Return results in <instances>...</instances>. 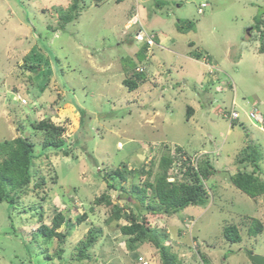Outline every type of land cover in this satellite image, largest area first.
Returning a JSON list of instances; mask_svg holds the SVG:
<instances>
[{
	"label": "rangeland",
	"instance_id": "374dc122",
	"mask_svg": "<svg viewBox=\"0 0 264 264\" xmlns=\"http://www.w3.org/2000/svg\"><path fill=\"white\" fill-rule=\"evenodd\" d=\"M157 1L85 0L79 18L61 27L60 10L72 0H0V140L22 135L33 143L37 169L47 179L43 222L52 225L59 211L73 218L58 229L67 234L64 243L54 238L41 252L28 254L25 244L38 219L22 216L12 224L8 204L0 203V264H161L150 242L130 252L118 222H107L110 206L95 199L109 193L115 202L134 207L122 191L130 189L131 179L110 190L102 172L124 164L137 171L149 166L166 150L159 149L163 143L200 158L208 153L216 167L203 180L211 192L206 205L152 219L153 226L167 233L166 243L183 264H203L201 255L212 264H255L248 251L264 255V229L257 236L249 234L253 219L264 224V195L255 199L231 181L239 169L252 170L238 162L249 143L263 152L264 180V129L249 115L256 110L264 118V52L259 51L264 43V0H163L162 6ZM203 3L207 6H202V14L198 8ZM137 14L147 30L176 39L173 51L206 50L219 68V81L202 86L198 70L203 67L197 63L195 73L177 74L170 64L180 66L185 59L166 49L154 47L151 62L138 61L133 38L139 25L130 23ZM186 19L196 23L195 29L179 32L176 24ZM207 53L203 64L209 71L213 65L204 59ZM30 65L37 69L30 70ZM146 65L149 78L130 91L123 83L127 73ZM171 78L180 79V88L190 86L192 98L202 107L195 116L188 118L191 102L182 90L172 88ZM222 85L226 89L220 90ZM234 98L241 114L236 124L223 115ZM48 118L65 128L69 156L54 150L42 154L44 134L33 122ZM42 192L31 188L25 202L40 200ZM84 212L86 219L79 221ZM228 225L238 227L240 242L225 237ZM92 226L101 227L103 234L90 248V258L77 259L79 241Z\"/></svg>",
	"mask_w": 264,
	"mask_h": 264
},
{
	"label": "trees",
	"instance_id": "16d2710c",
	"mask_svg": "<svg viewBox=\"0 0 264 264\" xmlns=\"http://www.w3.org/2000/svg\"><path fill=\"white\" fill-rule=\"evenodd\" d=\"M85 0H72V3L67 9H61L59 14V25L64 27L67 23L76 20L80 16V3ZM162 6L165 2L159 0L156 2ZM201 7V6H200ZM199 7V8H200ZM206 7V6H205ZM198 8V12H199ZM205 10L203 8L202 12ZM256 27L260 31L261 20L258 19ZM179 32H189L196 27L193 20H179L176 24ZM149 31V30H148ZM155 32V31H149ZM261 39H264V33L261 32ZM156 44L149 48L145 41L136 51L138 61L149 62L150 53L156 47L158 41V33L155 32ZM193 44V42L191 43ZM260 52H264V43L259 48ZM193 57L201 59L204 53L200 50L192 51ZM207 57L209 55L207 54ZM211 60V59H210ZM30 70L37 69L36 66L30 65ZM126 69V68H125ZM128 72L129 69H126ZM146 70L144 68L127 73L123 83L130 91L136 90L147 80ZM81 111V126L83 125V113ZM188 118L193 114L194 108L188 106ZM33 126L38 131H43L44 138L42 142V154L49 155L50 150L56 152L61 151L65 156L71 154V150L67 147V141L64 137L65 128L52 122L49 118L38 122H33ZM76 137L78 135H75ZM76 143V141H75ZM160 150L165 147L159 158L155 156L150 160L149 166L141 165L140 170L128 168L126 164L113 170H103L102 175L107 182L108 189L115 190L118 188L120 181L127 182L131 179V187L127 190L122 187L124 194H127L135 206L128 204L121 205L115 202L109 193H103L95 199V203H105L111 208V214L107 222L117 221L120 231L126 236V246L132 253H137L140 246L144 243H152L158 250L161 264H183L178 253L174 252L169 244L167 233L161 232L156 226H153L152 219L155 216L174 215L178 214L187 207L206 205L211 192L203 182L215 173L216 167L211 162L210 158L204 157L198 164V170L193 166H187V161L182 159V155H187L190 158V153L187 149L181 146L159 144ZM175 151V153L173 152ZM238 162L245 166H251L252 170L239 169L231 175L232 183L240 190L244 191L253 198L264 195V180L260 177L261 166L260 162L263 159V152L259 145L247 144L241 151ZM41 155V154H39ZM37 156L34 154L33 143L26 137L19 135L13 139L5 138L0 140V203L6 202L8 220L12 224L17 222L15 218L22 216L37 218L39 226L33 232L31 231L30 242L25 244V251L28 254L35 253L44 248V245L50 244L54 238H58L60 244L64 243L67 234L58 229L65 223L72 221L73 218L66 217V212L59 211L52 219V225L43 222L44 204L46 199L44 188L47 184V179L44 174H41L36 166ZM180 164V172L173 173L174 169ZM178 164V165H176ZM187 169L183 171V168ZM156 167V170H155ZM174 168V169H173ZM141 178L136 180V175ZM54 179H58L59 174L56 173ZM175 175V180L171 181L169 176ZM58 182V180H57ZM42 190L40 200L31 199L29 204L25 202V196L29 195L30 189ZM39 193V191H38ZM87 213L84 212L78 215L79 221H84ZM124 220V222H120ZM15 222V223H14ZM16 229L17 227L14 226ZM264 229V224L258 219H253L249 227V234L257 236ZM103 234L101 227L92 226L85 238L79 241L77 246V259L90 258V248H92ZM225 237L232 242H240L242 236L239 233L236 225H228L224 229ZM41 252V251H40ZM46 252V250H45ZM63 252L60 247L56 252L58 255ZM46 256L48 257L47 253ZM203 264H210L211 260L206 255H201ZM141 262V260H139ZM145 261V260H144ZM143 261V262H144ZM142 263V262H141ZM212 264V263H211Z\"/></svg>",
	"mask_w": 264,
	"mask_h": 264
},
{
	"label": "crops",
	"instance_id": "0c3cea01",
	"mask_svg": "<svg viewBox=\"0 0 264 264\" xmlns=\"http://www.w3.org/2000/svg\"><path fill=\"white\" fill-rule=\"evenodd\" d=\"M133 42H137V41H134V38H133ZM137 50L140 48V46H141V44L139 43V42H137ZM176 44V39L174 38V37H172V36H170V35H167V34H165V33H163L162 31L161 32H158V41H157V45H156V47L155 48H160V49H166V50H169V51H171V52H175V51H173L172 49H171V45H175ZM201 52H203V53H207V51L206 50H200ZM181 59L182 58H184L185 60H184V62H182L181 64H180V66H179V64L177 63V65L175 66V67H173L171 64H170V67H172V68H174V70L177 72V74H179V75H182V74H193V73H195L196 71H197V67H196V63L197 64H200L202 67H203V69H199L198 71L200 72V73H202V80H201V82L202 83H204V84H207V83H210V81H212V80H215L216 79V75H212V74H210V72L207 70L208 69V67H206L203 63V57L201 58V59H197L196 57H193V55H192V51L190 52V53H186V54H184V53H178V52H175ZM208 55H209V58L211 59V56H210V54L209 53H207ZM153 56H154V54L152 55V58H153ZM155 57V56H154ZM205 57H207V56H205ZM211 61H212V59H211ZM149 62H151V60L149 61ZM148 62V63H149ZM213 62V61H212ZM215 62V61H214ZM213 62V63H214ZM145 72L147 73L148 72V75L146 74V76L149 78V69H148V66L146 65L145 66ZM154 71H158L160 74H162L163 72L160 70V69H158V68H156ZM168 72H169V74L170 73H172V69H168ZM182 73V74H181ZM171 82L169 81V83H171V85H172V88L173 89H180V90H182V93L186 96V97H188V98H185V99H187V100H189L190 102H191V104L189 105V106H192L193 108H194V112H193V115L192 116H195L196 115V113L197 112H199L200 111V109L202 108L201 106H200V102L199 101H196L194 98H192L193 96H192V93H191V91H190V86H187V87H185V89H184V87L183 88H180V87H178V84L180 83V79H177V80H175V79H172L171 78ZM174 81H176V82H174ZM165 85V84H164ZM209 86H211V85H209ZM164 89H165V87L164 86H162ZM183 89H184V91H183ZM192 98V99H191ZM193 103V104H192ZM264 128V127H263ZM261 129V128H260Z\"/></svg>",
	"mask_w": 264,
	"mask_h": 264
},
{
	"label": "built area",
	"instance_id": "2783aa9c",
	"mask_svg": "<svg viewBox=\"0 0 264 264\" xmlns=\"http://www.w3.org/2000/svg\"><path fill=\"white\" fill-rule=\"evenodd\" d=\"M206 6V3H203L201 5V7L199 8V11L202 12L203 11V7ZM130 23H140V19L138 14L135 15V17L133 18V22L130 21ZM135 37L137 40L141 41V42H147L149 45V48H151L152 46H154L156 44L155 41V32H149L144 26H142V24L140 25V28L138 29V31L135 34ZM225 116L228 117L231 120H236L239 118L240 114L237 110H235L234 108H232L230 111L225 112ZM250 116L252 118L258 119V120H262V117L260 115L259 112L257 111H251L250 112ZM198 156L197 155H191L190 158L187 155H182V159H184L185 161H187V166H194L195 168H197V162H198ZM180 164L181 162H179V165L176 167V169H174L173 173H179L180 176L182 175V173L180 172ZM187 166H185L183 168V171L187 169ZM176 176L172 175L169 179L171 181L175 180ZM144 264H147V262H144Z\"/></svg>",
	"mask_w": 264,
	"mask_h": 264
},
{
	"label": "clouds",
	"instance_id": "9594fccd",
	"mask_svg": "<svg viewBox=\"0 0 264 264\" xmlns=\"http://www.w3.org/2000/svg\"><path fill=\"white\" fill-rule=\"evenodd\" d=\"M202 5V4H201ZM207 6V5H206ZM200 12V11H199ZM139 16V15H138ZM139 19H140V23L142 24V20H141V16H139ZM130 20H131V18H130ZM141 24H139V23H135L134 25H139V28H140V25ZM142 26H143V24H142ZM132 27V26H131ZM138 28V29H139ZM138 29H137V31H138ZM136 31V32H137ZM136 34V33H135ZM134 41H137V42H141V41H138L137 39H136V37L134 36ZM143 42H141L140 44H142ZM206 61H208L211 65H213V68H212V70L210 69L209 70V72H210V74H214V75H216L215 77H216V79L215 80H212V81H210V83H207V85L209 86V84H212V83H214V82H216V81H219V74H218V67H217V65L215 64V63H212V62H210L211 60H210V58L209 57H206V58H204ZM137 69H139V67H137L136 68V70ZM217 69V70H216ZM201 85L202 86H204V87H207V86H205V85H203V83L201 82ZM220 90H223V89H226V87H224V85H222L221 86V88H219ZM232 108H234L235 110H237L236 109V101H235V98L233 99V101H232V105H231V107H230V110L232 109ZM230 110H225L224 112H223V115L225 116V112H227V111H230ZM238 111V110H237ZM256 111V110H255ZM239 112V111H238ZM258 112V111H257ZM239 114H240V112H239ZM249 115H250V113H249ZM261 115V114H260ZM240 116H241V114H240ZM240 116H239V118H240ZM226 117V116H225ZM251 117V116H250ZM261 117H262V120H258V119H256V120H258L259 122H261L262 123V125L260 126V130H262V129H264L263 127H264V118H263V116L261 115ZM226 118H228V117H226ZM239 118L238 119H236V120H231V119H229L233 124H236V123H238V121H239ZM255 119V118H254ZM208 156H209V154L208 153H206ZM199 158H198V162H197V170H198V164H199V162L201 161V159L202 158H200V155H198V154H196ZM190 156H191V154H190ZM207 157V156H206ZM204 158V157H203ZM172 176V175H171ZM171 176H169V178L171 177ZM146 261V260H145ZM144 261V262H145ZM144 262H142V264H144ZM148 263V262H147Z\"/></svg>",
	"mask_w": 264,
	"mask_h": 264
},
{
	"label": "water",
	"instance_id": "95a60500",
	"mask_svg": "<svg viewBox=\"0 0 264 264\" xmlns=\"http://www.w3.org/2000/svg\"><path fill=\"white\" fill-rule=\"evenodd\" d=\"M250 260L255 264H264V255L260 253H252L248 251Z\"/></svg>",
	"mask_w": 264,
	"mask_h": 264
}]
</instances>
